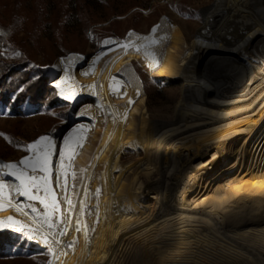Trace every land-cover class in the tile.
<instances>
[{"label":"bare ground","instance_id":"6f19581e","mask_svg":"<svg viewBox=\"0 0 264 264\" xmlns=\"http://www.w3.org/2000/svg\"><path fill=\"white\" fill-rule=\"evenodd\" d=\"M204 13L191 45L164 18L50 67L74 109L69 126L47 135V184L22 195L16 176L31 170L0 161L17 165L0 168V221L41 228L35 208L54 224L57 235L42 227L48 245L32 239L51 249L50 264H264V0H217ZM134 61L149 77L183 79L173 123L152 118ZM126 148L145 157L124 162ZM222 161L213 181L223 185L201 187Z\"/></svg>","mask_w":264,"mask_h":264},{"label":"rangeland","instance_id":"374dc122","mask_svg":"<svg viewBox=\"0 0 264 264\" xmlns=\"http://www.w3.org/2000/svg\"><path fill=\"white\" fill-rule=\"evenodd\" d=\"M216 1L0 0V27L5 32L9 31L6 37L0 38V56L11 62L27 59L32 77L46 79L47 85L53 87L59 97L52 84L50 71L58 58L70 53L94 55L102 49L105 39H123L132 31L146 34L164 18L178 23L191 45L206 25L205 10ZM133 64L142 81L152 118L173 123L176 106L182 95L183 79L149 77L139 62L134 61ZM61 100L68 104L66 112L61 104L40 108L27 102L22 106L25 114L22 118H16L8 106L0 104V161L17 162L23 159L30 152L27 145L44 134L57 137L60 131L69 126L74 104ZM161 155H164L163 151ZM181 156L182 149L176 150L173 161L178 162ZM144 157L143 150L126 148L123 161ZM222 164L223 161L204 178L201 187L206 189L209 186V191H214L219 183L223 185V178L213 181ZM191 200H194L193 197ZM148 206L154 209L155 201L149 199ZM34 215L45 229L53 233V229L48 228V224H51L49 221L38 211H34ZM8 231L18 237L8 247L12 257L0 259V264H50L52 254L49 248L23 238L18 232ZM25 241L35 246L30 248L29 243L23 244ZM15 254L22 256L15 260Z\"/></svg>","mask_w":264,"mask_h":264},{"label":"trees","instance_id":"16d2710c","mask_svg":"<svg viewBox=\"0 0 264 264\" xmlns=\"http://www.w3.org/2000/svg\"><path fill=\"white\" fill-rule=\"evenodd\" d=\"M8 32L3 31L0 27V38L6 37ZM27 102L40 106V108L44 105L55 107L61 104L65 112L68 108V104L57 96L56 90L47 85L46 79L32 77L27 59L11 62L0 56V104L8 106L16 118H22L25 117L22 106ZM15 136L14 134V139H16ZM17 237L12 231L0 230L1 260L12 257L8 247L16 242ZM27 243L30 244V248L35 246V244L27 241L23 244ZM21 256L17 254L13 256V259L19 260Z\"/></svg>","mask_w":264,"mask_h":264},{"label":"snow or ice","instance_id":"6c2138e0","mask_svg":"<svg viewBox=\"0 0 264 264\" xmlns=\"http://www.w3.org/2000/svg\"><path fill=\"white\" fill-rule=\"evenodd\" d=\"M155 28L153 31L155 32ZM129 103H132L130 100ZM42 141H47L48 143L42 144ZM65 144L68 143V140L65 139ZM82 147V145H80ZM28 149L33 150V156L29 160L27 157L25 159H22L20 161V164L24 165L25 170L30 169L31 175L26 176L24 172H21L19 175L16 176V179L21 181V185L24 186V192L21 193L22 195H26L28 192V189H37L39 190V182H43L45 185L47 184V173H48V164H49V157L52 155V150L55 147L51 140L49 139V136H41L38 140H36L34 143L27 145ZM59 155H63V153H59ZM17 165L14 163H3L0 162V168H7V169H16ZM44 175H40V174ZM7 175V174H6ZM57 183L59 184V178H57ZM4 185L3 179H0V188H2ZM17 191H20L19 188H17ZM99 189L97 190V194H99ZM44 192L47 193L48 189L45 187ZM29 199L31 200H38L39 197L35 194L29 196ZM58 207L57 203L53 201V208L56 209ZM71 210V209H70ZM33 211H35V208H33ZM19 224L17 221H13L11 217H9L8 221H0V229L5 230H13L15 232L20 233L23 238L27 240H32L35 237H40V240L38 242L44 243L45 245H48L47 240V234L42 232L41 228L31 229L30 231H26L23 226L16 227L15 225ZM55 225L54 224H48V228L51 229ZM78 232L80 231L79 228L76 229ZM60 236L67 235L66 231H60L58 233ZM51 235H57V233H51ZM76 241L73 240L68 244V247H74ZM51 249L49 248V251Z\"/></svg>","mask_w":264,"mask_h":264}]
</instances>
